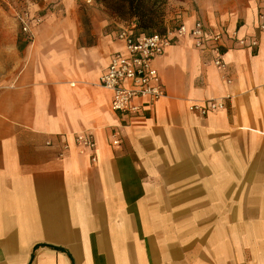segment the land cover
I'll return each instance as SVG.
<instances>
[{
	"label": "crops",
	"instance_id": "obj_1",
	"mask_svg": "<svg viewBox=\"0 0 264 264\" xmlns=\"http://www.w3.org/2000/svg\"><path fill=\"white\" fill-rule=\"evenodd\" d=\"M192 1L179 22L257 45L223 39L219 68L179 38L153 63L165 95L127 117L98 83L122 22L88 44L55 12L30 41H5L0 22V58L13 57L0 75V264H264V0ZM208 99L223 107L189 110ZM84 132L96 146L80 153Z\"/></svg>",
	"mask_w": 264,
	"mask_h": 264
},
{
	"label": "built area",
	"instance_id": "obj_2",
	"mask_svg": "<svg viewBox=\"0 0 264 264\" xmlns=\"http://www.w3.org/2000/svg\"><path fill=\"white\" fill-rule=\"evenodd\" d=\"M84 4L92 5L100 3V0H78ZM22 32L26 40H31V27L40 22L24 9L18 15ZM257 28L264 31V9L260 7L257 13ZM189 36L195 48L212 54V63L223 68L222 44L223 39L228 38L241 47H255V38L237 36L236 31L225 34L223 31L209 29L200 19H195L187 26L179 22L173 27L166 28L162 32L145 34L136 29L133 21L122 25L116 32V38L120 43L111 55L104 73L99 76L98 83L110 92V108L112 111L127 117L139 113L144 108V103L154 104L165 95V89L161 82L158 70L154 66V60L162 56L165 49L181 37ZM223 107V102L217 99H208L200 103L189 105L190 111H197L206 114L208 111L217 110ZM50 144V141L46 142ZM74 143L80 153L93 151L96 146L95 139L91 133H77L74 136ZM110 143L113 146L120 144L118 131L110 134ZM69 147L63 145V151L59 156L64 155V150ZM91 161L95 155L90 154Z\"/></svg>",
	"mask_w": 264,
	"mask_h": 264
},
{
	"label": "rangeland",
	"instance_id": "obj_3",
	"mask_svg": "<svg viewBox=\"0 0 264 264\" xmlns=\"http://www.w3.org/2000/svg\"><path fill=\"white\" fill-rule=\"evenodd\" d=\"M118 2L119 0H101L98 6H86L75 0H0V22L4 25L2 31L4 40H13L14 37H17L21 42H24L22 38L26 35L22 32L18 15L24 9H28L32 16L39 19L43 14L49 13L51 15L54 12L59 17L75 19L83 35L79 42L88 44L94 39L92 35L94 28L103 27L106 30H117L121 24L124 25L133 20L127 16L118 17L115 11ZM147 4L153 9L154 21L158 22V28L152 32H162L166 28L176 25L180 20L181 13L194 6V1L147 0ZM120 22L122 23L120 24ZM7 49L8 47H5L0 58L1 76H5L12 66L13 57Z\"/></svg>",
	"mask_w": 264,
	"mask_h": 264
},
{
	"label": "trees",
	"instance_id": "obj_4",
	"mask_svg": "<svg viewBox=\"0 0 264 264\" xmlns=\"http://www.w3.org/2000/svg\"><path fill=\"white\" fill-rule=\"evenodd\" d=\"M115 11L120 18L127 16L133 19L136 29L142 33L150 34L158 28V22L153 18V9L148 6L147 0H119Z\"/></svg>",
	"mask_w": 264,
	"mask_h": 264
}]
</instances>
